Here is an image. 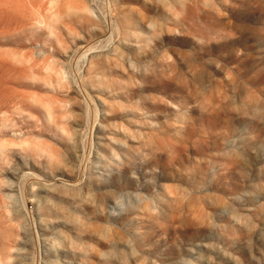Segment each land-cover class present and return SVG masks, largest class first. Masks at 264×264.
<instances>
[{"label": "rangeland", "instance_id": "rangeland-1", "mask_svg": "<svg viewBox=\"0 0 264 264\" xmlns=\"http://www.w3.org/2000/svg\"><path fill=\"white\" fill-rule=\"evenodd\" d=\"M0 264H264V0H0Z\"/></svg>", "mask_w": 264, "mask_h": 264}, {"label": "clouds", "instance_id": "clouds-1", "mask_svg": "<svg viewBox=\"0 0 264 264\" xmlns=\"http://www.w3.org/2000/svg\"><path fill=\"white\" fill-rule=\"evenodd\" d=\"M221 3H226V0H221ZM221 15H227V13H221Z\"/></svg>", "mask_w": 264, "mask_h": 264}]
</instances>
